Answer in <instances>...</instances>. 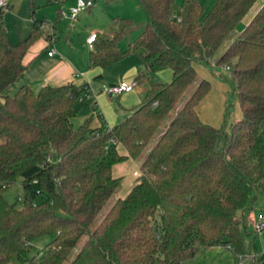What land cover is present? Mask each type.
<instances>
[{
    "label": "trees",
    "instance_id": "trees-1",
    "mask_svg": "<svg viewBox=\"0 0 264 264\" xmlns=\"http://www.w3.org/2000/svg\"><path fill=\"white\" fill-rule=\"evenodd\" d=\"M139 1L147 15L143 33L126 50L120 43L132 20L119 19L112 35L95 34L90 67L106 69L137 56L149 71L171 69L173 76L160 83L147 72L138 75L136 82H148L149 89L112 128H92L89 120L74 125L87 84L46 85L37 92L22 85L14 95L4 93L27 69L30 48L50 35L45 19L35 18L34 2L32 30L17 44L0 15V264H64L120 187L114 166L141 159L196 79L194 63L212 57L259 0H217L204 19L201 0H183L181 10L175 0ZM217 64L231 71L243 113L226 150H216L219 131L196 110L210 89L202 80L141 163L130 193L70 264H182L217 246L229 247L238 264L246 260L241 227L256 235L248 230V212L264 192V3ZM19 180L22 206L4 196ZM42 237L50 241L30 256ZM255 252L253 243L249 254Z\"/></svg>",
    "mask_w": 264,
    "mask_h": 264
},
{
    "label": "rangeland",
    "instance_id": "rangeland-1",
    "mask_svg": "<svg viewBox=\"0 0 264 264\" xmlns=\"http://www.w3.org/2000/svg\"><path fill=\"white\" fill-rule=\"evenodd\" d=\"M74 1L76 0H51L50 2L49 0H12V10L6 11L3 16L4 28L6 29L8 39L10 42L17 44L20 39H25L30 34L33 27L32 2L35 4V18L45 19L44 27L47 33L50 34L51 29H55V36L57 37L55 46L60 49L64 48L65 50L72 49L77 58L83 55L84 61L90 52V47L84 41L86 34L92 32L114 34L116 20L121 18L132 20L134 23L133 26L127 29L120 43V48L126 50L128 45L145 30L147 15L139 0H94V6L88 10L82 11L77 19L72 20L60 17L61 19L58 20V12L61 11L62 13H68ZM132 1H136L137 4L134 5ZM201 1L204 4V13L202 16V19H204L205 16L211 12L217 0ZM175 3L177 9L181 10L183 0H175ZM262 3L263 0H259L255 8L246 15L226 42L212 57L208 58L205 63H194L197 72L196 79L183 94L176 108L177 110L186 103L202 80H207L210 83L208 93L197 106L196 110L203 123L219 131L216 141V150L219 152H224L226 150L227 138L231 134L232 125L242 119L243 113L238 96L234 92L231 81V71L225 66H218L217 62L226 52L231 43L237 39L239 34L250 21V16ZM46 53L47 50H44L42 54L45 55ZM146 72L153 82L169 83L173 76L171 69L153 72L146 68ZM96 80H98V78L94 79V81ZM149 86V83L145 82L141 87L148 90ZM146 92L142 95V99H144ZM176 110L173 111L169 119L160 129L159 133L146 147L141 159H129L120 164L119 167L121 168H119V172H116V174H120V177L122 178L120 187L107 201L104 208L96 217L94 223L81 238L71 256L64 262V264H70L72 262L87 240L89 234L99 226L117 200L125 198L129 194L128 183L132 182L131 184H135L137 179V176L134 175V171H137L138 174L140 173L141 163L153 148L154 144L168 128ZM118 148L121 153H126L123 146L119 145ZM4 196L11 203L19 201L18 205L22 206V200L24 197L22 180L9 185L4 191ZM42 201L43 196H38L37 202L40 203ZM56 209L59 214L64 215L62 210L57 206ZM49 241V237H42L35 241V248L30 252V256H39ZM242 262L243 264L252 263L249 259L243 260ZM11 264L20 263L17 260H14ZM261 264H264V262Z\"/></svg>",
    "mask_w": 264,
    "mask_h": 264
},
{
    "label": "crops",
    "instance_id": "crops-1",
    "mask_svg": "<svg viewBox=\"0 0 264 264\" xmlns=\"http://www.w3.org/2000/svg\"><path fill=\"white\" fill-rule=\"evenodd\" d=\"M8 1L10 3L9 10H12V0ZM132 2L134 5L137 4L136 1ZM75 3L76 1L73 2L71 7H73ZM263 3L259 5L257 10L250 16V21L261 8ZM255 6L252 9H254ZM59 13L57 16L58 20L61 19L60 17L63 15L61 11ZM117 22L118 20L115 21L116 24ZM52 29L55 31L54 28ZM94 34L101 33L92 32L86 34L84 37V41L90 47V50L92 46L88 43V39ZM56 40V36L54 42H52L49 38H42L30 48L24 59L27 69L18 77L16 82L5 90L4 93L6 95H14L22 85H29L37 92L46 85L58 87L68 83L75 84L76 86H83L87 84L90 93L89 96L83 101H80L78 105L79 112L73 119V123L76 127L83 125L89 120L92 128H99L102 125H107L109 128H112L114 125L118 124L133 113L134 109L142 102V95L147 91V89L141 87L143 84H138L134 90L123 93L120 96H112L105 92L104 88L109 85H116L120 83L129 84L135 82L138 75L146 72V67L139 57L130 56L116 65L106 69L98 67L91 68L89 63V54L84 61V56L81 55L77 58L72 49H67V51L64 48L60 49L56 47ZM52 49H55L56 53L53 56H50L48 53ZM44 50H47L45 55L42 54ZM96 78H98V80L94 81ZM120 164L115 165L113 168V174L115 177H120V174H116V172H119V168H121L119 167ZM136 172L137 171H134V175L138 177L140 173L136 175ZM131 183H128L129 193L135 185ZM261 220H264L263 191L258 194V198L254 203L252 210L248 212V230L253 232V222H259ZM241 231L243 235L244 248L247 253L246 259H253L252 264H258L257 260L262 254H264V232L262 234L256 233L255 235L252 233L249 235L245 232V228L243 226L241 227ZM253 243H255L256 252L249 254ZM182 264L238 263L236 262L234 254L229 247L217 246L200 251L194 258L185 261Z\"/></svg>",
    "mask_w": 264,
    "mask_h": 264
},
{
    "label": "built area",
    "instance_id": "built-area-1",
    "mask_svg": "<svg viewBox=\"0 0 264 264\" xmlns=\"http://www.w3.org/2000/svg\"><path fill=\"white\" fill-rule=\"evenodd\" d=\"M95 4L94 0H76V3L73 7L70 8L68 13H63L62 17L64 19H76L78 15L85 10H88L92 8ZM10 9V3L8 0H0V15L2 13H5ZM49 39L54 42L55 41V33L54 30L51 29V32L49 34ZM96 38V35H92L88 39V43L92 46L94 40ZM56 53L55 49H52L48 54L50 56H53ZM138 86V83L135 81L133 83H120L116 85H109L104 88V91L109 93L112 96H120L123 93L130 92L134 90ZM90 93V92H89ZM89 93L86 95V98L89 96ZM82 99L81 101H83ZM138 175V172L135 173ZM253 231L257 234H262L264 232V220H261L259 222H253Z\"/></svg>",
    "mask_w": 264,
    "mask_h": 264
}]
</instances>
